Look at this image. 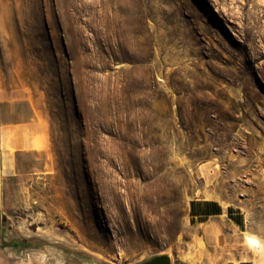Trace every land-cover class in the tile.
Here are the masks:
<instances>
[{"label":"rangeland","instance_id":"obj_1","mask_svg":"<svg viewBox=\"0 0 264 264\" xmlns=\"http://www.w3.org/2000/svg\"><path fill=\"white\" fill-rule=\"evenodd\" d=\"M16 98L55 169L6 182V264H264V0H0Z\"/></svg>","mask_w":264,"mask_h":264},{"label":"crops","instance_id":"obj_2","mask_svg":"<svg viewBox=\"0 0 264 264\" xmlns=\"http://www.w3.org/2000/svg\"><path fill=\"white\" fill-rule=\"evenodd\" d=\"M54 169L46 119L28 99H0V211L6 182L22 176H45ZM200 207L196 217H202L207 209L203 204ZM4 241L6 228L0 221V264H6V251H12Z\"/></svg>","mask_w":264,"mask_h":264},{"label":"water","instance_id":"obj_3","mask_svg":"<svg viewBox=\"0 0 264 264\" xmlns=\"http://www.w3.org/2000/svg\"><path fill=\"white\" fill-rule=\"evenodd\" d=\"M138 264H172V260L168 254H158Z\"/></svg>","mask_w":264,"mask_h":264},{"label":"bare ground","instance_id":"obj_4","mask_svg":"<svg viewBox=\"0 0 264 264\" xmlns=\"http://www.w3.org/2000/svg\"><path fill=\"white\" fill-rule=\"evenodd\" d=\"M247 241L248 243H250L251 245L253 246H257L258 248H260L261 246V242L258 238H256L254 235L251 236V235H248L247 236ZM262 247V246H261ZM102 258V257H101Z\"/></svg>","mask_w":264,"mask_h":264},{"label":"trees","instance_id":"obj_5","mask_svg":"<svg viewBox=\"0 0 264 264\" xmlns=\"http://www.w3.org/2000/svg\"><path fill=\"white\" fill-rule=\"evenodd\" d=\"M205 206H206V208H207L206 210L203 211V212H205V213L208 212L210 206H211V208H213L212 203H208V202H206V203H205ZM210 211H211V209H210Z\"/></svg>","mask_w":264,"mask_h":264}]
</instances>
